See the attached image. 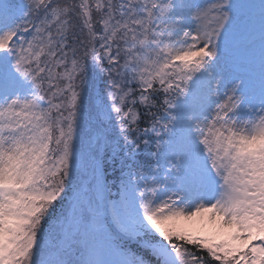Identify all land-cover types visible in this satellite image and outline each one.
<instances>
[{"label":"snow or ice","instance_id":"1","mask_svg":"<svg viewBox=\"0 0 264 264\" xmlns=\"http://www.w3.org/2000/svg\"><path fill=\"white\" fill-rule=\"evenodd\" d=\"M0 264H264V0H0Z\"/></svg>","mask_w":264,"mask_h":264}]
</instances>
